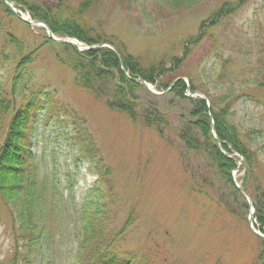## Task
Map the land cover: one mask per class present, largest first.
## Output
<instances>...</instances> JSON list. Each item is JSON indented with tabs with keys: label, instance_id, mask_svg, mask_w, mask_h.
Masks as SVG:
<instances>
[{
	"label": "trees",
	"instance_id": "16d2710c",
	"mask_svg": "<svg viewBox=\"0 0 264 264\" xmlns=\"http://www.w3.org/2000/svg\"><path fill=\"white\" fill-rule=\"evenodd\" d=\"M6 1L29 13L32 19L45 23L56 37L74 38L88 46L111 44L118 56L107 47L79 52L70 45L58 44L48 38L43 40V44L52 49L56 62L71 71L77 86L103 100L108 108L133 123L154 128L159 137L172 145L167 112L154 102L160 97L171 96L173 100L186 103L189 109L179 117L177 147L183 156L191 154L203 161L214 172V178L228 188L233 201L225 206V210L231 216L236 215L240 208L238 202L243 204L244 196L236 188L231 173L243 171L240 188L252 198L254 228L264 234V164L253 142L255 131L239 126L235 113L231 112L239 98L256 100L260 97L258 94H264V74L260 70L258 73L250 71L244 81H234L222 66L220 72L206 74L211 88L200 87L190 77L187 86L180 76L172 73L182 66L178 57L169 60L136 57L123 41L105 32L93 31L83 21L84 15H97L95 12L104 1L113 9L126 13L138 11L142 18L155 21L168 18L166 15H176L181 10H190L204 0ZM251 1H257L259 11L264 12V0L226 1L208 19V26L201 25L198 35L189 39L190 45H200L208 35V29ZM7 17H14V14L0 1V58L9 63L12 60L10 53L21 55L24 45L2 24ZM183 49L187 56L186 47ZM37 51L21 55L7 87L0 83V228H3L5 216L1 211L5 210L8 213L5 228L12 241L9 256L0 260V264H56L55 259L61 254L62 242L69 231L67 226L70 224L66 221L61 200L58 201L55 193L52 196L53 191L47 194L46 183L42 184L36 175L31 138L37 126L42 130L59 128L66 147L77 152L73 159L75 164H87L88 173L96 178L78 212L80 227L76 226L73 232L76 250L72 264H150L144 254L124 248L121 243L133 226L134 214L130 213L120 230L113 227L115 218L110 214L117 201L113 172L104 161L86 119L55 89L37 85L32 67L38 59ZM261 59L255 62L261 65ZM0 69L5 68L1 66ZM135 80L152 84L158 92L172 87L159 97ZM187 89L191 93H201L209 106L199 97L186 96ZM258 241L261 253L257 263L264 264V240L258 238Z\"/></svg>",
	"mask_w": 264,
	"mask_h": 264
},
{
	"label": "rangeland",
	"instance_id": "374dc122",
	"mask_svg": "<svg viewBox=\"0 0 264 264\" xmlns=\"http://www.w3.org/2000/svg\"><path fill=\"white\" fill-rule=\"evenodd\" d=\"M226 1L233 0H204L190 10H181L170 17L165 14L168 18L155 21L142 18L138 11L126 13L113 9L104 1L95 12L97 15H84L83 21L93 31L105 32L123 41L136 57L145 60L178 57L182 66L172 73L188 84L190 77L206 89L211 88L206 74L218 73L222 66L234 81H244L250 71L260 70L264 74V12L259 11L257 1H251L208 29L200 45H190L189 39L198 35L201 25L208 26V19ZM21 16L30 14L21 10ZM20 17L14 15L1 22L24 45L21 55L38 50V59L32 66L37 85L55 89L86 119L104 161L113 172L117 195L110 214L115 218L113 227L120 230L130 213L134 214L133 226L121 242L123 247L144 254L150 264H258L260 241L247 220L252 210L255 213L252 198L243 196V204L239 201L240 208L231 216L225 210L233 201L228 188L214 178V172L203 161L191 154L183 156L176 134L180 128L179 117L189 106L171 96L160 97L172 86L158 92L149 84L152 92L161 94L154 104L167 112L173 145L159 137L154 128L133 123L77 86L71 71L59 65L52 49L43 44L48 38L46 30L26 24ZM66 17L72 20L70 15ZM30 20L34 19L30 16ZM185 47L187 56H184ZM18 54L10 53L9 63L0 58V68H5L0 69V83L5 87L21 58ZM259 58H262L261 65L255 62ZM258 95L256 100L239 98L231 112L235 113L239 126L255 131L253 142L264 164V94ZM61 135L64 134L57 127L42 130L37 126L31 143L36 175L42 184L46 183V193L53 191L52 196L55 193L58 201L61 200L70 224L56 264H72L76 250L73 232L76 226L80 227L78 212L96 178L88 173L87 164H75L77 152L66 147ZM232 177L235 185L240 186L243 171H234ZM1 214H5L0 228V260L3 261L9 256L12 241L5 228L8 213L4 210ZM253 217L254 214L251 220L255 226Z\"/></svg>",
	"mask_w": 264,
	"mask_h": 264
},
{
	"label": "water",
	"instance_id": "95a60500",
	"mask_svg": "<svg viewBox=\"0 0 264 264\" xmlns=\"http://www.w3.org/2000/svg\"><path fill=\"white\" fill-rule=\"evenodd\" d=\"M2 3H4L7 7L10 8L11 12L14 13L16 16H19V13L16 12V9L14 7V4L13 3H10L6 0H0ZM20 17V16H19ZM20 19L25 22V23H28V24H34L35 26H38V27H42L46 30V32L48 33V38L50 40H53L54 42L58 43V44H68L70 45L71 47H77L79 51H85V50H96V49H99V48H109L111 49L113 52H115L114 48L110 45V44H106V45H96L95 47L93 46H87V45H84L82 43H79L77 40L75 39H68V38H63V39H60V38H57L54 36V34L49 30V28L47 27V25L41 21H38V20H29L27 21L26 19H24L22 16L20 17ZM75 42V43H74ZM118 56V53L115 52ZM137 81L139 84H143L150 93H153V94H157V93H154L151 91V87L149 84L145 83L144 81L142 80H135ZM174 84V83H173ZM157 95H161V94H157ZM187 96L189 97H195V96H198L200 97L201 99H203L204 101L205 98L199 93V92H195L193 94H188ZM207 102V101H206ZM209 105V104H208ZM216 138V137H215ZM239 191L241 192L242 195H244L246 198H248V195L246 194L245 190L243 188H240V186H236ZM249 199V198H248ZM251 205V203H250ZM253 213H254V210H252L249 215H248V224H249V228L250 230H252V232L254 233V235H257L260 239L264 240V234L260 233L259 231L257 230H254L253 228V224H252V220H251V217L253 216Z\"/></svg>",
	"mask_w": 264,
	"mask_h": 264
},
{
	"label": "bare ground",
	"instance_id": "6f19581e",
	"mask_svg": "<svg viewBox=\"0 0 264 264\" xmlns=\"http://www.w3.org/2000/svg\"><path fill=\"white\" fill-rule=\"evenodd\" d=\"M23 18L26 19L27 21H29V19H28L27 17H24V16H23ZM74 43H75V42H74Z\"/></svg>",
	"mask_w": 264,
	"mask_h": 264
}]
</instances>
